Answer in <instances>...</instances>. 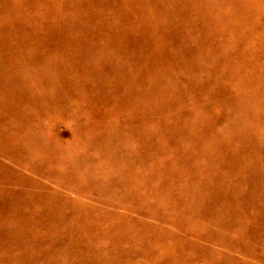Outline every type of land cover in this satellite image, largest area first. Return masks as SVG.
<instances>
[{
  "label": "rangeland",
  "instance_id": "374dc122",
  "mask_svg": "<svg viewBox=\"0 0 264 264\" xmlns=\"http://www.w3.org/2000/svg\"><path fill=\"white\" fill-rule=\"evenodd\" d=\"M0 264H264V0H0Z\"/></svg>",
  "mask_w": 264,
  "mask_h": 264
}]
</instances>
